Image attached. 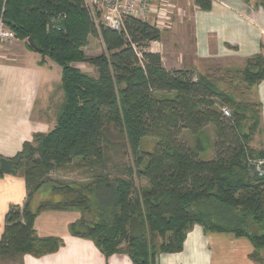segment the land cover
Listing matches in <instances>:
<instances>
[{
    "label": "trees",
    "instance_id": "1",
    "mask_svg": "<svg viewBox=\"0 0 264 264\" xmlns=\"http://www.w3.org/2000/svg\"><path fill=\"white\" fill-rule=\"evenodd\" d=\"M195 4L212 8L211 0ZM60 13L66 15L60 29L48 30L50 18ZM1 16L17 39L35 50L32 39L39 49L35 51L61 68L64 97L50 132L36 134L14 157L0 155V177L21 176L27 187L24 205L10 206L5 216L0 259L41 258L64 246L58 237H39L35 219L44 211L85 208V196L64 207L35 208L31 202L50 173L75 160L101 165L92 172L94 182L88 188L107 191L114 210L109 219L89 224L79 220L69 230L91 239L107 259L121 253L132 264H155L156 236L167 239L163 252L180 251L197 218L192 206L212 198L226 210L229 226L215 225L211 231L248 238L256 251L264 250V176L254 173L251 164L264 160V151L249 145L261 126L259 102H239L243 111L225 116L222 106L232 104L231 96L215 89L209 78L194 79L191 70L165 69L161 54L149 51L150 43L162 39L161 30L135 18H127L121 31L97 25L85 0H0ZM90 37L102 39L105 55L85 56ZM244 62V82L253 91L264 81V55ZM77 63L89 64L97 77L84 73ZM251 107L257 114L250 137L242 128ZM111 126L125 139L133 167L127 178L109 181L104 149ZM209 127L215 129V139L210 143L212 156L205 158L199 138ZM185 132L196 139L194 146L182 141ZM145 139L156 142L153 151L142 149ZM137 180H145L146 187H138Z\"/></svg>",
    "mask_w": 264,
    "mask_h": 264
},
{
    "label": "crops",
    "instance_id": "2",
    "mask_svg": "<svg viewBox=\"0 0 264 264\" xmlns=\"http://www.w3.org/2000/svg\"><path fill=\"white\" fill-rule=\"evenodd\" d=\"M211 1L212 9L203 12L194 5V0H187L189 5L193 3L190 6L194 37L192 63L226 56L236 60L240 58L237 57L240 52H262L264 55V6H253L254 2L264 0ZM178 12L183 19L188 18L187 9L181 8ZM156 43V52L162 53L163 41ZM12 44L0 54V155L8 158L22 151L23 145L32 142L36 134L48 133L55 127L56 114L51 112L55 107L54 92L58 96L56 103L64 97L61 68L58 66L59 69L54 70L49 58H43L25 42H19L16 47ZM53 87L56 88L54 92ZM253 93L255 102L262 107L261 126L255 133L261 140L259 147L253 149L264 151V81L254 88ZM26 199L27 187L23 177H0V240L9 207L22 206ZM78 219L76 210L41 212L34 223L37 235L58 237L64 246L41 258L25 255L22 264H112L113 260L107 259L91 239L70 233V225ZM186 245L188 255L185 258L184 254L181 258L178 256L183 264H264V250L256 251L248 238L233 234L210 232L197 244L191 240ZM255 253L256 260L253 258ZM122 258L126 264H131L127 258ZM169 258L176 261L177 256Z\"/></svg>",
    "mask_w": 264,
    "mask_h": 264
},
{
    "label": "rangeland",
    "instance_id": "3",
    "mask_svg": "<svg viewBox=\"0 0 264 264\" xmlns=\"http://www.w3.org/2000/svg\"><path fill=\"white\" fill-rule=\"evenodd\" d=\"M179 10L181 8L188 10V18L183 19V17H178L175 22V27H169L168 29L162 32V41H163V50L161 49L160 53L163 57V65L167 70L171 69H188L193 72V78L197 79L198 76H203L209 78L210 82L214 85L215 89L225 92L230 98H232V104L225 105L229 110L230 116L236 111H243L242 107L239 106V102L249 101V104L255 102V95L252 90L248 89L249 86L244 82L243 70L245 66L244 61L249 59H254L258 55H263L262 52L257 54L251 52H240L236 60L228 59V57H219V59L206 58V61H195L192 63L194 58V37H193V27H192V14L191 7L193 3L189 5L187 0H175L173 1ZM196 0H194V5ZM257 1L253 3L254 7H258ZM197 7V6H196ZM198 8V7H197ZM212 9V8H211ZM200 11L209 12L210 10H203L199 8ZM177 11V10H176ZM190 12V14H189ZM181 24V27H177ZM21 41L15 38L13 46L16 47ZM10 46V44H4ZM5 46V47H6ZM28 46V45H27ZM4 47V48H5ZM157 43L152 42L149 45V51L157 53ZM31 48V47H29ZM4 50V49H3ZM83 52L87 58H94L107 53L106 47L100 37H90L87 47L83 49ZM231 58V57H230ZM240 59V60H238ZM49 60V59H48ZM54 70L59 69L58 65L50 60ZM76 67L81 69L84 73L97 77V73L93 67L87 63H77ZM56 68V69H55ZM56 88L53 87V92ZM55 97V107L51 108L52 114H57L58 109L63 101L57 100V92H54ZM219 106V105H218ZM223 108V106H222ZM254 108V107H253ZM248 110L250 118L248 122L243 124V134L250 136V126L251 124L255 125L254 120L256 118L257 112L255 109ZM256 112V114H255ZM252 142H250V147L258 148V142L261 140L259 135H254ZM256 138V139H255ZM182 141L186 142L190 146H194L196 139L185 132L182 137ZM215 139V129L209 127L204 131L202 138H199L201 144L204 146L206 155L205 158L212 156L211 144ZM107 141L108 144L105 145V159L104 164L106 168L104 170L106 176L109 178V181H112L116 178H127V171L133 167V158L131 151L128 148V145L120 134L118 128L109 127L107 131ZM256 145H255V143ZM156 142L152 139H145L142 143V149L147 151H153ZM258 144V145H257ZM101 166V165H100ZM99 164L94 165L92 162L87 161L83 162L81 160H75L74 163L61 167L57 171L49 174V177L46 179L45 186L43 190L40 191L31 202L33 207L37 208L40 205L55 206L59 205L61 207L67 206L69 200L78 203L82 201V195L85 196L87 207H79V220H83L87 224L92 222H98L102 219H109L114 210L113 203H111L110 195H105L104 190H97L94 188H88L90 184L94 182L92 178V172L100 168ZM253 173V171H252ZM254 174V173H253ZM138 187H146L145 180L136 181ZM69 187V188H68ZM56 188V189H55ZM104 189V188H103ZM72 190V191H71ZM215 192V191H214ZM108 194V192H107ZM83 209V210H82ZM193 213L197 216L194 218L190 228L186 232L185 240L180 251H174L172 253H167L162 251V244L167 241L166 238L156 236L153 240V246L156 250L155 255V264H183L181 259L178 256L184 254L188 255L189 251L187 250L188 242L191 240L197 244L200 240H203L207 233L214 232V226L218 225L221 227H227V218L225 216L226 210L216 203L215 198L200 201L192 206ZM225 217V218H224ZM213 223L212 227L211 224ZM83 226V225H82ZM85 230L88 229L85 227ZM249 229L250 233H258L257 230ZM79 230L83 232V228L80 227ZM231 235V234H230ZM166 236H171V233ZM200 239V240H199ZM152 247V243L150 244ZM121 248H124L122 245ZM177 256V258H176ZM127 258L132 264L130 258L126 254L116 253L110 256L108 259H112V264H126L123 258ZM169 257L176 258L170 259ZM169 258V259H168ZM22 257L16 259H0V264H22ZM126 260V259H125ZM173 260V262H172Z\"/></svg>",
    "mask_w": 264,
    "mask_h": 264
},
{
    "label": "built area",
    "instance_id": "4",
    "mask_svg": "<svg viewBox=\"0 0 264 264\" xmlns=\"http://www.w3.org/2000/svg\"><path fill=\"white\" fill-rule=\"evenodd\" d=\"M174 0H85L95 23L105 28L121 31L127 18H135L155 26L163 31L174 24L181 13ZM177 10V11H176ZM177 12V15H176ZM180 13V14H179ZM66 19L63 13L53 15L48 30H59ZM16 36L0 17V54L6 45L14 42ZM141 58V54H138ZM225 116H230L226 107L222 108ZM254 173L264 176V160H253Z\"/></svg>",
    "mask_w": 264,
    "mask_h": 264
},
{
    "label": "water",
    "instance_id": "5",
    "mask_svg": "<svg viewBox=\"0 0 264 264\" xmlns=\"http://www.w3.org/2000/svg\"><path fill=\"white\" fill-rule=\"evenodd\" d=\"M29 43L33 46V48H34L35 50H38V51H39V49L35 46V44H34V42H33L32 39H29Z\"/></svg>",
    "mask_w": 264,
    "mask_h": 264
}]
</instances>
